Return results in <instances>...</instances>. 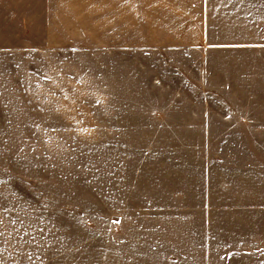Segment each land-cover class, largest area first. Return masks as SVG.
Masks as SVG:
<instances>
[{"label":"rangeland","instance_id":"rangeland-1","mask_svg":"<svg viewBox=\"0 0 264 264\" xmlns=\"http://www.w3.org/2000/svg\"><path fill=\"white\" fill-rule=\"evenodd\" d=\"M217 1L0 0V264H264V0Z\"/></svg>","mask_w":264,"mask_h":264},{"label":"crops","instance_id":"crops-1","mask_svg":"<svg viewBox=\"0 0 264 264\" xmlns=\"http://www.w3.org/2000/svg\"><path fill=\"white\" fill-rule=\"evenodd\" d=\"M187 11L191 10V12H193L195 15L194 16H198L200 18V20H203L204 24H202V28H204L203 31H201V33H204L205 37H206V41L208 40V34H209V21L213 20L214 17L218 18V14L215 13V11H218V8L220 7L221 3L218 2L217 0H187ZM195 1H199L200 4L199 5V9L196 8L197 4H194ZM226 2L225 0H223V3ZM222 3V4H223ZM227 4H231L232 9H238L240 8L242 5L244 6V4L241 2V0H232L230 2L227 1ZM251 5V4H250ZM185 6V5H184ZM250 7V6H249ZM180 8V7H179Z\"/></svg>","mask_w":264,"mask_h":264}]
</instances>
